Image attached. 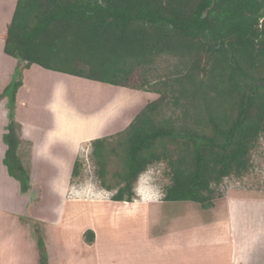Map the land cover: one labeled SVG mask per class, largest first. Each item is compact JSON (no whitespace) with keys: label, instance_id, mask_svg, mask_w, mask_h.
<instances>
[{"label":"trees","instance_id":"1","mask_svg":"<svg viewBox=\"0 0 264 264\" xmlns=\"http://www.w3.org/2000/svg\"><path fill=\"white\" fill-rule=\"evenodd\" d=\"M4 52L20 64L0 91L11 104L3 163L24 192L31 178L12 106L32 65L159 95L123 130L92 141L102 176L108 143L121 159L112 200L132 202L140 175L164 162L163 200L211 206L214 185L253 166L264 136V0H17ZM166 57L176 61L161 65ZM80 165L77 157L73 177ZM37 243L39 264H49L43 237Z\"/></svg>","mask_w":264,"mask_h":264},{"label":"rangeland","instance_id":"2","mask_svg":"<svg viewBox=\"0 0 264 264\" xmlns=\"http://www.w3.org/2000/svg\"><path fill=\"white\" fill-rule=\"evenodd\" d=\"M0 2L3 5L5 4L2 0ZM9 4L12 6V3ZM162 60L161 65H172L176 61L173 57H166ZM12 63L16 65L13 66ZM19 64L17 58L6 54L3 48L0 50V81L2 82L0 91H3L14 74L17 73L16 67ZM21 71L23 84L17 90L12 109L15 112L16 131L19 138L17 153L30 174L31 187L24 192L20 188L19 181L14 177L8 174L14 182L4 177L1 162L3 163L7 146L3 140V134L7 131L8 112L11 108L8 98L4 97L0 99V212H3L6 218L8 216V219L12 221V225H8V227H12V233L14 234L17 231V236L13 235V238L16 236V244L18 243V264H39L37 243L39 236L43 237L45 244L54 256L61 244L69 239H76L78 231L82 228L91 227L96 225L97 222L105 223L110 219V203L113 202L111 199L117 190L116 186L119 181L115 173L121 169V159L117 153L111 151L112 144L108 143L107 148H109L110 154L106 159L104 176H102L100 166L93 154L92 141L98 137L111 136L123 130L147 102L154 100L159 95L138 90H132L133 93H131L130 89L124 87L76 78L43 69L38 65H32L27 69L23 68ZM57 78L64 80V86L56 81ZM57 86H61L59 91ZM119 88L127 94L129 91L130 94L128 98L118 100V102L116 99L114 101L116 105H113V103L112 106L111 103L115 100L112 96V90H118ZM109 91L111 92L110 96ZM59 95L62 117L64 119L68 118L69 112L72 111L71 118H77L74 119L76 121L73 120V123H69L71 125L69 128L76 134L81 130L83 131V128H87V125L84 124V126H80V118L97 121L100 123L99 129L101 125L103 127L108 125L111 118H109V114L110 116L113 114L111 112L115 113L111 121L117 122L116 127L113 126L110 128L111 130L107 128L110 131L102 134L104 136H97L90 141L81 142L74 148H71L61 139L47 140L45 134L55 124L60 115L59 112L55 111V100ZM110 99L113 100L110 101ZM118 106L122 109L119 107V110ZM113 107L114 110H112ZM103 111H107L105 113L107 115L102 114ZM120 118L121 120L116 121ZM128 119L130 121L126 125L118 126L122 125V120L126 121ZM73 152L68 171L69 178L67 182L61 183L67 170L60 171V163L65 158L69 163L68 161ZM77 157L81 164L80 174L73 177L72 170ZM103 180L106 181L107 185L102 183ZM170 180L164 162L150 165L134 184L135 199L148 197L152 201L161 200L165 187L170 183ZM55 185L59 186L60 189L67 188V197H63L65 203L62 205V209H60L61 203H59V200L63 198H59V195H57L59 189H56ZM108 185L115 188L108 189ZM214 187L213 205L216 204V206H218V203H223V200L230 196L264 198V136L253 152V166L250 171L243 177L226 178ZM146 207L144 204L140 212L144 213ZM160 207L161 205L150 203L148 208L149 212H152L153 224L156 223L154 227L159 230L162 229L161 221H167L165 219L167 215L171 219L172 215L177 213L173 212L175 210L181 212L178 215V222L181 224L188 222L189 226L197 224L201 219V214L218 215L226 212L225 207L218 206L217 209L206 210L209 206H202L200 203L192 201L171 203V205L165 206L164 209L162 208V211L159 210ZM124 216L118 214L117 218L118 220H124ZM119 224L121 226L122 223ZM158 229H155V231H158ZM27 256L28 262L24 261Z\"/></svg>","mask_w":264,"mask_h":264},{"label":"crops","instance_id":"3","mask_svg":"<svg viewBox=\"0 0 264 264\" xmlns=\"http://www.w3.org/2000/svg\"><path fill=\"white\" fill-rule=\"evenodd\" d=\"M2 1L5 4L0 2V50L3 48L4 51V36L17 0ZM9 3H12V6ZM57 88L59 91L61 86H57ZM59 98L60 95L55 100V111L60 115L45 134L47 140L61 139L74 148L81 142L90 141L97 136H104L102 134H106L111 130L110 128L117 124V122L111 121L112 116H109V118L111 117L110 121L108 125L104 126L107 127L104 128L101 125L98 129L100 123L97 121L80 118V126L84 124L87 125V128H83V131L76 134L69 127L77 118H71L72 111L69 112L67 120L62 117ZM118 120L121 118L116 121ZM129 121V119L122 120V125L118 126H124ZM74 152L71 153L69 163L66 158L60 163V171L67 170L61 183L67 182L69 178L68 171ZM1 167L4 170V177L14 182L2 162ZM54 187L59 189L56 190L59 198L67 197V188L60 189L56 185ZM64 200L65 198L59 200L60 209L65 203ZM150 203L161 205L159 210L162 211L165 206L176 202L165 201L163 198L152 201L148 197L134 199L132 202L113 200L110 203V219L105 223L97 222L96 225L82 228L78 231L77 238L62 243L54 256L46 245L47 251H49V264H264V198L230 196L225 198L223 203H218L219 207H225L226 212L208 215L201 214L203 211L199 213L202 215L200 221L191 226L188 222L182 224L178 222V215L181 212L175 210L173 212L177 213L172 215L171 219L167 215L165 217L167 221H161V230L154 227L156 223L153 224L152 212H149L148 209ZM144 204L147 207L145 212L141 213L140 209ZM218 206L214 204L206 210L217 209ZM203 210L205 209L203 208ZM118 214L125 215L124 220H118ZM8 218L3 212H0V264H18L17 231L12 233V227H8L9 224L12 225V221ZM119 223H122L121 226ZM154 228L158 231H155ZM89 229L94 232V241L91 243L85 239V233ZM13 235H16L15 238ZM14 251L15 253H13ZM24 261L28 262V256Z\"/></svg>","mask_w":264,"mask_h":264},{"label":"bare ground","instance_id":"4","mask_svg":"<svg viewBox=\"0 0 264 264\" xmlns=\"http://www.w3.org/2000/svg\"><path fill=\"white\" fill-rule=\"evenodd\" d=\"M56 79V78H55ZM54 79V80H55ZM53 80V81H54ZM56 81H58V83L59 84H61V86H64L63 85V83H65L64 82V80L62 79V78H57V80ZM66 83H67V81H66ZM113 91V99H115V100H113V99H110V101H112L113 100V102L111 103V105L114 103V101H116V99H117V102H118V100H123V99H126V98H128V95L130 94V92L128 91V94L126 93V92H124V90L123 89H114V90H112ZM135 92V91H134ZM131 93H133V91L131 90ZM110 94H111V92L109 91V96H110ZM133 95V94H132ZM112 98V97H111ZM135 99V98H134ZM130 100V99H129ZM110 103V102H109ZM124 103V102H123ZM132 103V102H131ZM120 105H121V102L119 103ZM113 105H116L115 103L113 104ZM112 105V106H113ZM117 105H118V103H117ZM124 105V104H123ZM130 105V104H129ZM108 107H109V105H108ZM116 107V106H115ZM120 106H118L117 108H119ZM124 107V106H123ZM116 108V109H117ZM121 109H122V107H120ZM120 108H119V110H120ZM112 109V108H111ZM109 110H110V108H109ZM112 110H114V107H113V109ZM118 111V110H117ZM105 113H107V111L105 112ZM104 113V111H103V113L102 114H105ZM115 114L114 112H111V114ZM113 114H112V116H113ZM105 115H107V114H105ZM109 116H110V114H109ZM124 212V211H123ZM130 214V213H129Z\"/></svg>","mask_w":264,"mask_h":264}]
</instances>
